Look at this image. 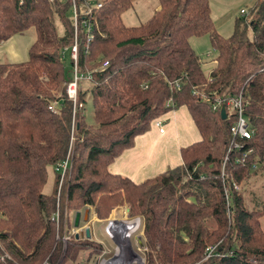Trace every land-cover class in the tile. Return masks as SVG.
Wrapping results in <instances>:
<instances>
[{
	"label": "trees",
	"instance_id": "obj_1",
	"mask_svg": "<svg viewBox=\"0 0 264 264\" xmlns=\"http://www.w3.org/2000/svg\"><path fill=\"white\" fill-rule=\"evenodd\" d=\"M86 1L100 8L89 20L92 40L86 43L80 27L77 32L76 71L102 61L107 66L78 85L69 149L71 104L64 84L72 62L68 58L65 70L66 54L61 57L73 41L69 1L0 0V43L34 31L25 61L0 62V264H89L101 254L99 244L73 236L62 244L56 235L63 227L69 231L70 217L86 207L104 220L122 206L128 218L140 219L144 264H264V202L248 208L232 187L264 169V0H255L250 17L235 18L227 38L215 31L207 0H156L158 10L135 27L121 21L135 0L75 4ZM202 36L215 52L207 76L189 45ZM87 95L91 124L83 114ZM238 95L252 129L244 145L251 154L241 166L234 163L238 153H230L221 175L232 120H222L210 104ZM179 107L199 135L180 149V166L137 184L108 172L134 137ZM68 151L61 194L67 214L59 205L62 228L56 230L49 221L56 177L50 194L42 188L47 169ZM209 247L215 254L201 261Z\"/></svg>",
	"mask_w": 264,
	"mask_h": 264
},
{
	"label": "rangeland",
	"instance_id": "obj_2",
	"mask_svg": "<svg viewBox=\"0 0 264 264\" xmlns=\"http://www.w3.org/2000/svg\"><path fill=\"white\" fill-rule=\"evenodd\" d=\"M209 6L211 9L210 19L212 24L215 26V31L223 38H227L230 36L232 32L233 19L239 17L238 9L241 7L243 11L246 12V17H250L251 12V3L250 0H210ZM157 6L156 0H135L132 4V7L124 12L121 15L122 23L127 27H135L142 23H144L151 14L156 11L155 7ZM158 8V7H157ZM71 14L69 15V20H71ZM57 33L61 34V27L56 23ZM247 37L250 39V32L247 33ZM34 40V31L33 29H28L26 32H23L20 35L15 36L14 41L17 42V45L20 48V52L22 54L23 61L27 59L28 48L31 45V42ZM190 46L193 52L199 57L202 63V72L205 76L210 73V70L213 67V60L215 58V52L210 48V44L208 42V38L206 36L198 37V38H190L189 39ZM5 58L0 57V62H5ZM63 67L65 70L69 68V60L66 55L62 61ZM84 84V83H83ZM83 114L85 117V121L88 124H91V104H90V96L87 95L85 97V101L83 104ZM55 176L53 175L52 168H48L46 171V181L42 188V193L45 195L50 194L52 190V184ZM239 193L242 194L246 206L248 208L254 202H264V169L260 170L256 175L250 176L248 179L244 180L243 183L238 186ZM60 208H62L63 215L67 214L66 205H64V200L61 199ZM125 206L120 207L123 211ZM90 208V207H86ZM85 208V209H86ZM116 219L117 216L115 217ZM127 219L123 221H128ZM136 219V218H131ZM136 223V222H135ZM260 228L264 233V218L259 219ZM131 224V222H127L126 230L129 232L132 230V226L128 227L127 225ZM134 224V223H133ZM59 228H62L59 226ZM131 228V229H130ZM93 235L97 237L99 241L105 243L108 240L106 239V234L104 229H94ZM139 235L142 238L141 232V222L138 218V226L137 229L131 234ZM131 236L128 239V242H119L121 252L114 256V247L115 245L112 242H108V245L102 247L101 254L95 258V260L89 264H102L106 262L107 264H144L143 260V248H136L133 245V241ZM131 244V246H130ZM130 246V248H129ZM103 260V262H102Z\"/></svg>",
	"mask_w": 264,
	"mask_h": 264
},
{
	"label": "crops",
	"instance_id": "obj_3",
	"mask_svg": "<svg viewBox=\"0 0 264 264\" xmlns=\"http://www.w3.org/2000/svg\"><path fill=\"white\" fill-rule=\"evenodd\" d=\"M250 2H252V5L255 0H250ZM155 9L158 10L157 6ZM240 10H242L241 7L238 9V11ZM210 14L211 9L209 6V15ZM15 36L17 35H14L8 40L0 43V57L3 56L6 60L5 62L1 63L18 64L23 62L20 48L17 45V42L14 41ZM159 120L162 122L163 132L158 133L155 128L149 126L145 133L134 137L132 146L129 149L124 150L117 158L114 159L111 164L108 165L107 170L109 173L119 175L137 184L150 179L167 169L181 165V159L179 155L180 149L197 142L199 140L198 132L195 129L187 111L182 107L173 109L163 114L159 117ZM84 211L87 212L88 222L85 223L80 221L79 231H82L83 227L88 226L90 235L89 240L99 244L101 247L108 245L109 241L113 244L115 243L111 241L107 235V242L103 243L99 241V239L93 235V228L98 230L104 229L105 232V228L107 227L108 223L113 222L116 225L123 224L126 231L125 224L135 220L129 218L128 221H123L127 219V212L125 208L122 211L120 207L110 210L107 218L104 220H97L91 208H86L80 211L79 213L81 214V217L84 216ZM116 216L118 219L115 218ZM72 217L73 215L70 217L71 228ZM127 226L131 227V224ZM131 238L133 245L138 248L139 244L142 243V238H140L139 235H133Z\"/></svg>",
	"mask_w": 264,
	"mask_h": 264
},
{
	"label": "built area",
	"instance_id": "obj_4",
	"mask_svg": "<svg viewBox=\"0 0 264 264\" xmlns=\"http://www.w3.org/2000/svg\"><path fill=\"white\" fill-rule=\"evenodd\" d=\"M48 2H53L54 0H47ZM70 4V13H71V27L73 31V41L72 45L69 48H64L61 51V57L63 58L66 54L68 58L71 60V78L69 81H67L64 84V94L66 96V99L71 104V123H70V143H69V149L71 146V143L73 141V127H74V113L76 108H80L79 105L76 104V93L78 85H80L83 82L89 81L91 77V73L102 71L106 68L107 62L102 61L100 65L90 71H87L85 73H78L76 71V48H77V32L80 29L84 30L85 33V39L86 43H89L92 40V34L90 32L91 25H90V18L93 16V13L95 10L100 8V4H93L92 2H85L83 7L77 6L75 4V0H68ZM239 15L244 16L245 12L243 10L239 11ZM175 87H177V84H174ZM264 96V91H263ZM246 105V102L242 100L241 96H234L229 98H215L211 104L210 109L212 111L218 110L223 107L225 118H231V124L228 128V134L230 137V143L227 147V150L225 152V156L222 160V166H221V175L223 172V166L226 162L228 155L230 153H238L237 157L234 159V163L237 165H244L245 160L249 154H251L250 149H246L244 147L245 141L248 140L251 136L252 129L249 127L247 118L244 116V107ZM47 109L50 112L55 111V103L53 102L51 105L47 107ZM152 127L157 130L158 133L163 132V125L160 120H155L152 123ZM70 155L69 151L65 155L64 159L61 161L55 163L52 166L53 175L56 177V188H55V211L53 214L49 217V221L52 222L55 225L56 230L60 226L59 221V203L61 200V194H62V188L65 183V180L69 176L70 171ZM255 168V164L251 166V169ZM233 189L238 190V187L234 184H232ZM225 198H227V194H225ZM136 222V226L129 232L125 231V227L122 225H116L113 222H109L107 227L105 228V233L107 237L113 241L115 244L114 247V256H117L118 253L121 252L122 249H120L119 242H128V239L130 235L137 229L138 226V220H133L131 222ZM126 223V222H124ZM78 230H74L73 228H70L69 231H65L64 227L62 228V232L60 235H56L55 239L57 241H60L62 244H65V242L68 240L70 236H74ZM215 254L214 247H209L205 250L204 256L201 261H206L210 257H212ZM103 262V260H102Z\"/></svg>",
	"mask_w": 264,
	"mask_h": 264
},
{
	"label": "water",
	"instance_id": "obj_5",
	"mask_svg": "<svg viewBox=\"0 0 264 264\" xmlns=\"http://www.w3.org/2000/svg\"><path fill=\"white\" fill-rule=\"evenodd\" d=\"M220 118L223 120L225 119V113H224V109L223 107H221L219 109V112H218ZM85 213H86V217H85ZM84 216L81 217V214L79 212H75L73 214V217H72V228L74 230H78L79 229V222H85L87 223V212L84 211L83 212ZM138 220V219H137ZM74 239H85V240H89L90 239V235H89V228L88 226H85L83 227L82 231H78L74 236H73ZM142 246V243L139 244V247Z\"/></svg>",
	"mask_w": 264,
	"mask_h": 264
},
{
	"label": "bare ground",
	"instance_id": "obj_6",
	"mask_svg": "<svg viewBox=\"0 0 264 264\" xmlns=\"http://www.w3.org/2000/svg\"><path fill=\"white\" fill-rule=\"evenodd\" d=\"M135 222H137V221H135ZM135 222H131V226L134 228L135 226H136V223ZM134 223V224H133ZM132 228V229H133ZM131 229V228H130ZM126 232H128L127 230H126ZM102 264H107L106 262H103Z\"/></svg>",
	"mask_w": 264,
	"mask_h": 264
}]
</instances>
